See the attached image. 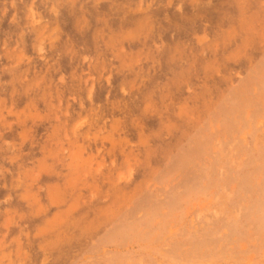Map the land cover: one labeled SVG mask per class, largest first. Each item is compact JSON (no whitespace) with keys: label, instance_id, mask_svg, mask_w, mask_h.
<instances>
[{"label":"rangeland","instance_id":"rangeland-1","mask_svg":"<svg viewBox=\"0 0 264 264\" xmlns=\"http://www.w3.org/2000/svg\"><path fill=\"white\" fill-rule=\"evenodd\" d=\"M0 264H264V0H0Z\"/></svg>","mask_w":264,"mask_h":264}]
</instances>
